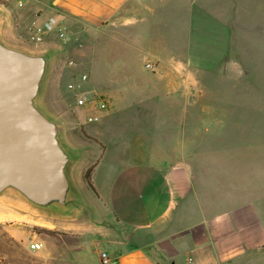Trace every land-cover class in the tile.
<instances>
[{
    "label": "crops",
    "instance_id": "0c3cea01",
    "mask_svg": "<svg viewBox=\"0 0 264 264\" xmlns=\"http://www.w3.org/2000/svg\"><path fill=\"white\" fill-rule=\"evenodd\" d=\"M11 2L8 10L0 3L2 40L49 51L52 71L68 72L43 105L50 113L55 106L78 153L72 177L83 208L62 219L0 201V260L14 264L26 240L41 245L29 264H102L103 253L116 264H264V195L243 198L240 160L212 162L213 175L196 153L195 136L209 131L194 125L193 34L169 30L188 2ZM49 19L69 32L68 42L55 32L41 44L30 40L33 24ZM76 96L106 108L78 107ZM91 116L100 119L89 123ZM90 168L94 190L84 178ZM24 222L58 235L22 229Z\"/></svg>",
    "mask_w": 264,
    "mask_h": 264
},
{
    "label": "rangeland",
    "instance_id": "374dc122",
    "mask_svg": "<svg viewBox=\"0 0 264 264\" xmlns=\"http://www.w3.org/2000/svg\"><path fill=\"white\" fill-rule=\"evenodd\" d=\"M177 2L188 5L179 8L183 16L175 17L169 30L193 34L194 125L209 131L195 136L202 147L196 153L211 161L213 175L218 167L212 162L240 160L236 174H240L243 198L263 196L264 0ZM0 3L5 5L3 10L12 5L11 0ZM67 73L52 71L45 91L64 87ZM49 108L57 119L52 114L55 106ZM27 224L19 227L39 233ZM29 245L26 240L21 244L13 256L14 264H29L34 258Z\"/></svg>",
    "mask_w": 264,
    "mask_h": 264
},
{
    "label": "water",
    "instance_id": "95a60500",
    "mask_svg": "<svg viewBox=\"0 0 264 264\" xmlns=\"http://www.w3.org/2000/svg\"><path fill=\"white\" fill-rule=\"evenodd\" d=\"M52 65L51 52L7 44L0 34V201L67 219L83 203L72 177L78 153L43 105Z\"/></svg>",
    "mask_w": 264,
    "mask_h": 264
},
{
    "label": "built area",
    "instance_id": "2783aa9c",
    "mask_svg": "<svg viewBox=\"0 0 264 264\" xmlns=\"http://www.w3.org/2000/svg\"><path fill=\"white\" fill-rule=\"evenodd\" d=\"M57 33L58 38L64 42H68L71 38V35L68 31L61 27L59 23H57L54 19H49L42 25L33 24L31 27V41L35 44H41L45 38L51 33ZM69 66H73L72 62L68 63ZM146 68L152 69V64L147 63ZM83 81L87 80V76H81ZM74 87L71 85L69 89H73ZM76 105L78 107H92L95 111L104 110L106 108V103L101 100H88L85 97L76 96L75 98ZM98 116H91L88 118L89 123H95L99 121ZM32 250H39L41 248L40 244L33 243L31 244ZM101 263L102 264H116L112 261L106 253L101 254Z\"/></svg>",
    "mask_w": 264,
    "mask_h": 264
},
{
    "label": "trees",
    "instance_id": "16d2710c",
    "mask_svg": "<svg viewBox=\"0 0 264 264\" xmlns=\"http://www.w3.org/2000/svg\"><path fill=\"white\" fill-rule=\"evenodd\" d=\"M92 172H93V168H90V169L86 172L84 178H85V182H86L87 186H88L91 190H94L93 185H92ZM36 231L39 232V233H46V234H48V235H58V233H53V232H49V231H45V230H38V229H37ZM0 264H4V263L0 260Z\"/></svg>",
    "mask_w": 264,
    "mask_h": 264
},
{
    "label": "bare ground",
    "instance_id": "6f19581e",
    "mask_svg": "<svg viewBox=\"0 0 264 264\" xmlns=\"http://www.w3.org/2000/svg\"><path fill=\"white\" fill-rule=\"evenodd\" d=\"M81 209L75 210L74 212H72L70 215H68L67 219H73L75 218L79 213H80ZM36 222V221H35ZM38 223V222H37ZM43 225H47V224H43ZM42 226V225H41ZM48 226V225H47ZM61 226V225H60Z\"/></svg>",
    "mask_w": 264,
    "mask_h": 264
}]
</instances>
